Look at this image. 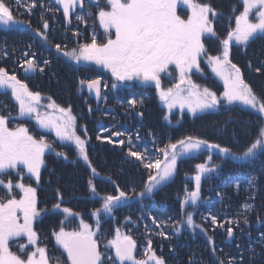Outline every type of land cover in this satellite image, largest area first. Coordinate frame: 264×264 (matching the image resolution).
<instances>
[{"label": "snow or ice", "instance_id": "1", "mask_svg": "<svg viewBox=\"0 0 264 264\" xmlns=\"http://www.w3.org/2000/svg\"><path fill=\"white\" fill-rule=\"evenodd\" d=\"M15 2L17 5L21 4V0H15ZM85 2L86 0H55V3L62 7L63 16L69 23H71V14L77 7L81 10V14L75 16L77 21L86 23L87 17H92L91 11H84ZM178 4H183L190 10L191 14L187 16V19H182L177 14ZM25 6L31 12L37 6L36 0H32ZM92 6L97 8L96 19L103 29L104 36L98 42L96 35L93 34L89 43L80 44L78 48L70 50H65L66 46L62 49L60 44H56V51L62 52L69 62L77 65L81 62L91 63L109 70L115 80L111 85L113 89L120 83L132 81H139L144 85L154 84L160 99L165 102L169 110L178 105L181 110L187 108L195 116L197 113L218 111L225 105L238 104L242 110H251L258 117L255 121L256 138L239 154L228 147L192 136H187L175 143L169 142L164 147L158 148L157 152L162 158L158 157L154 160L148 155L147 149L141 153L133 151L130 147L128 155L135 157L147 170V180L142 190L136 193L133 189L131 196L117 185L116 195L100 197L102 208L92 214L97 220L96 231H99L101 214L111 216L114 210L125 206L128 201L136 197H140L141 201L145 196L153 198L156 192L162 190L175 175L177 163L181 157L205 148L209 151L216 150L222 160L251 165L256 158L264 155V100L245 82L240 68L229 58L230 46L233 43L247 48L250 42L264 39V0H242L243 10L235 16V27L221 41L222 54L207 57L212 71L224 82V91L221 96H217L207 87L201 89L190 78L193 70L200 72V57L206 53L202 37L216 36L209 17L210 14L216 17L218 13L210 5L200 3L199 0H105V6L100 7V0H92ZM19 23L21 22L14 18L5 0H0V24L8 27ZM48 28L49 24L45 20L43 23L45 33ZM45 33L37 32V35L47 42ZM23 55L28 57L20 65L25 75L44 71V68L40 67L36 61L35 53L29 56L25 52ZM43 64L48 65L49 61L44 60ZM171 65H174V70L179 73V82L174 87L164 89L161 86V73H167ZM79 83L81 86L86 85L90 92H94L98 100L101 98L99 79L81 80ZM9 92L18 107V118L34 119L40 129L53 130L59 141L74 145L76 158L70 163L82 161L88 167L92 178L87 181V187L93 197H98L99 193L93 180L99 173L92 166L89 158V141L76 132V117L72 114L71 108L60 107L51 101V98H48L50 103L42 105L40 92L29 90L27 84L17 79L15 74L10 75L4 68H0V95H8ZM128 104L135 108L143 104V99H132L128 101ZM44 107L52 109L59 115L42 114L40 109ZM17 117H13L11 112L7 116L0 114V175H8L16 171L22 181L24 178L22 172L26 169L29 177H34L39 183L46 150L66 161L69 157L63 152H56L43 135L40 139H36L23 126L10 129L9 121ZM165 119L167 120L168 117L166 116ZM113 135L123 134L116 132ZM97 139L100 140L102 137L97 136ZM105 139L113 143L111 138ZM137 139H139L138 136ZM116 143L124 145L125 141L119 140ZM127 143L132 145L131 137L128 138ZM211 160L212 156L209 155L208 161ZM195 167L197 170L194 176L195 190L186 194L182 201L183 205L189 202L195 205L199 200L202 177L207 173L219 171L216 166L209 167L207 163H199ZM246 183L250 188L256 186L257 177L250 175ZM0 187L6 189L9 197L6 202L0 197V264H50L46 248L36 246L38 236L33 229V222L41 216V210L37 207L36 189L26 186L23 182L13 185L11 181H8L5 184L2 179H0ZM13 187L18 188L23 194L19 199L12 195ZM57 192L59 194V190ZM249 198L254 199L253 196ZM242 207L243 212L239 215L243 216L242 222L247 225L249 223L247 213L253 210L254 205L244 203ZM54 209H60V204L54 205ZM63 212L66 217L73 215L69 208H64ZM153 223H157L155 218ZM181 223L193 230L200 227L195 224L190 212H186L183 221H177V224L173 226L177 234L181 232L179 226ZM211 223L217 224L216 217L211 218ZM227 223L239 225L240 221L228 220ZM162 226H166L164 222L157 224V227ZM219 226L224 227L223 224ZM226 232L227 237L231 239L233 227H227ZM53 235L56 244L67 254V261L70 264H106V261H112V264H166L164 258L158 257L152 251L151 240L148 241V248L144 253L146 259H136L134 256L136 242L131 236L122 235L119 229L116 230L115 239L109 241L106 246L114 249V257L102 255L98 242L94 238L96 232L83 221L79 231L66 232L61 227L59 231H54ZM158 235L165 236V232L160 231ZM21 237L27 238V244L19 245L20 254L12 252L10 241ZM209 243H212L211 238ZM256 243L264 247V232L257 238ZM32 246H35L34 250L29 251ZM212 251L215 253V248ZM248 251L255 255L254 249L249 248ZM242 259V257L240 260L232 257L224 261L217 258V264H242ZM189 264H197V262L190 258Z\"/></svg>", "mask_w": 264, "mask_h": 264}, {"label": "rangeland", "instance_id": "2", "mask_svg": "<svg viewBox=\"0 0 264 264\" xmlns=\"http://www.w3.org/2000/svg\"><path fill=\"white\" fill-rule=\"evenodd\" d=\"M90 1L86 0L85 3L86 6L84 11L85 12L91 11L93 15L92 17H87L86 23L79 22L75 19V16L77 14H81V10L79 7H77L75 12L71 14L70 17L71 23H69L68 20L65 19L67 23L64 30H66V34L75 32L76 35H74V37L76 38V41L74 43L70 42V43L62 44L61 45L62 49H65L66 46L65 50H70L72 48H78L80 44L89 43L91 41L93 34L96 35L98 42H100L101 39L103 38L104 36L103 29L100 27L98 19H96L97 8L92 6ZM8 2H10V0H8ZM199 2L210 5L211 8L218 13L216 17H212L210 14L209 18L212 20L213 28L214 25H223L222 27H224V29L221 30L220 32L219 30L215 31L216 32L215 37L212 38H208L207 36L202 37V42L204 43L207 54L205 53L200 57V72H196L195 70H193V72L190 73V78L195 84L199 85L201 89L207 87L211 91L215 92L217 96H221L224 91V82L219 76H217L212 71L211 65L207 62V57L217 56L222 54L223 45L221 41L225 39L227 37L228 32L235 27V16L239 15L241 10H239L236 7H233V0H199ZM5 3L8 4L7 2ZM104 6H105V0H100V7H104ZM179 7H185V5L178 4L177 13L181 14L182 19H187V16L191 14L190 10H188L187 7L185 9H179ZM59 13L63 14V10L59 11ZM43 20H44V16L40 13V9H38V13L35 14V22H41ZM48 21L50 25H57L58 17L54 14L49 13ZM89 22H92L93 25H91ZM95 25L97 29H95ZM0 27L5 29L9 28L2 24H0ZM79 34H83V38L84 37L87 38L85 39L82 38V41H80L81 39H79L80 38ZM72 39L73 38H70V41H72ZM251 44L252 42H250L249 44L250 48H251ZM239 52L244 53L245 56L244 59H245L247 56V49L246 48L241 49V46L238 47L233 43L230 46L229 58L230 60L233 59L234 61L231 60V62L238 66L239 64L236 61V58L242 59L240 58ZM19 53L20 52H18V54ZM250 54L248 56V60L251 62L252 59ZM8 56L10 58L9 62L0 60V68H4L6 71L11 70L16 75L17 79H19L22 83L27 84L29 90L33 92H37L36 89L33 88V86L29 82H27V80L22 75L23 69L20 67L22 63L19 65L17 61L11 62L10 54ZM2 58H4V56ZM55 58L57 59L54 61ZM243 63L245 62L243 61ZM75 65L77 64H75L74 62H69L67 58L62 55V52L57 53L52 57V59L49 60L48 65L43 64L41 66L44 68V71L43 72L37 71V73L33 76L34 77L33 80L38 82L37 85L39 88H44L45 85L47 84V80L50 78L49 76L54 78L53 82L55 86L54 84L53 86H47L49 91H44L42 93L43 96H42L41 104L47 105L48 103H50V100L48 98H51V101H54L56 103L54 99L58 97L59 100L62 101L68 108H71L72 112L75 111L76 114L73 115L76 117V126H77L76 132L82 138H85L84 133L88 134V131L85 132L86 126L83 125V129H85L84 131H82L81 127L79 126L80 124H82L85 118H88V116L92 117V115L94 116L95 114H97V110L98 113H107V115H109L111 112V116H113L117 112L116 107L108 108L106 106L110 101V99H106L108 93L114 92V95H118L117 91L120 88H123L122 92L124 94L125 92L126 93L129 92L128 88L130 89L132 88L135 89L136 92H145L146 94H151L152 97H154L152 103H148V104L146 103L140 106L137 105L138 108L135 107L134 109H132V112L130 110L131 112L130 114L126 113V127L127 126L130 127L133 124L134 121L133 117H134L135 125H137V127L140 129L137 132V134L141 132L144 137H140L139 135H137L139 139L136 140L132 139V145H129L127 143L128 141V135H127L126 144L124 145H120L117 143L115 144L99 143L95 147L96 149L100 148L102 153H105L103 151L104 149L107 150L109 152V155L112 157V159L109 160L110 162H106L108 163L107 173H102L101 170H97L99 175L97 176V181L94 182L96 186V190H97L96 183H98L100 186L109 185L111 183V185H109L111 186V189L106 191L107 193H100L103 190H97L99 196L98 197L92 196V194L90 193L87 187V181L90 179L91 176L90 170L87 169V172L81 171L79 167V163L66 166L63 169L60 168L61 170H63L62 174L65 179V184L63 186L66 188L67 191L71 192V194L70 192H65L66 197L70 199L71 198L73 199L75 197H77L78 199L81 198L82 201H79L77 205L80 204L86 207L85 209H82L83 212L93 214V212H95L97 209H101L102 201L100 197H103L105 195H116L117 192L115 191V188L117 185L121 190H124L125 192L129 193L130 196L133 195L132 192L133 189H135L136 193H139L142 190L143 184L147 180L148 172L143 168V165L135 159V157H131L128 155V151L130 147L132 148L133 151H137L136 150L137 145H140L143 139L150 140L151 138H153L154 135L160 137L162 145H157V149L164 147L169 142L175 143L176 141L183 139L187 136L198 137L200 139L207 140L209 143L211 142L218 143L221 141V138L216 139L211 137V135H209L205 131V128L204 129L202 128L205 126L206 127L210 126V123L213 122V119L215 118V116L212 115L216 113H208L205 115H202V113H197L198 115L196 114L195 116H193V114L190 113L187 108L181 110L178 105L173 109L169 110L165 102L160 99L159 93L156 90L154 84L144 85L139 81H132V82L120 83L118 84L117 88L113 89L111 85L115 82V80L114 77H112L111 72L109 70L103 68L102 66L91 63H85V62H81L79 65L76 66V68H73ZM206 65L208 67L207 69H206ZM87 68L90 69V72L92 73L90 74L91 75L90 80L99 79L100 82L102 83V89H101L102 99L100 102L97 103L94 102L86 95L84 91L79 90V85H80L79 82L85 78L82 77L81 74L86 72ZM245 72L246 71H244L243 73ZM13 73L9 72L10 75ZM242 77L243 79L249 81V79L246 76L242 75ZM178 82H179V73L178 71L174 70V65L169 66V70L167 73H161L162 88L167 89L169 87H174L175 84ZM105 85L107 87H105ZM182 87H186V85H182ZM259 87L255 88L254 91H258ZM60 91L62 95L57 94V92L60 93ZM77 92L79 94H77ZM127 96L131 99L132 98L131 96L133 95L128 94ZM9 97H10L11 106L13 105L14 107L12 109L14 113L17 114L18 107L15 104L14 100L11 98L10 92L8 95H4L3 99L9 101L7 100V98ZM134 99L136 100V98ZM59 106L62 107L61 105ZM237 106L241 108V106L238 104L225 105L222 108L225 107L231 109L232 107H237ZM106 107L107 109H105ZM89 109H91V111H89ZM100 109H105V110L104 112H102L100 111ZM40 111L42 114H52L53 116L59 115L58 113L54 112L52 109L46 107L41 108ZM185 112L191 116L182 115ZM139 113H143V115H139ZM178 113L180 114V116H174L175 114ZM86 114L88 116H86ZM166 116L168 117L167 120L165 119ZM190 117L192 118L196 117L195 118L196 121L192 120ZM22 119L27 120L28 118H22ZM28 120L32 122V126H34L35 128H39V126L36 124L34 119H28ZM197 121H201V123ZM78 126L81 131L78 130ZM45 130L48 132L47 134L49 135H43V133H37L36 139H40L41 136L43 135L46 142L51 144L53 149L64 150L63 153H65L69 157L71 156V160L76 158L74 152V145H71L70 143L67 142L59 141L55 136V132L53 130H49V129H45ZM80 132L81 134H79ZM155 138H153V140ZM96 149L94 150V152H96ZM157 149L151 150L154 153L149 154V156L153 160L158 157L162 158L160 157V154L157 152ZM208 151L209 150L202 148L199 152L190 153L187 156L181 157L178 160L175 175L168 181V183L166 184V186L163 187L162 190L156 192L153 198H149L145 196L142 200L141 206L148 203V204H154L159 208L163 206H169V207L173 206L176 207L177 209H180L181 207L187 208L189 204L193 205L191 204V202H189V204L187 205H183L182 201L185 199V196L188 192L195 190L194 176L197 171L195 166L199 163H207L209 167L216 166L215 164H211V162H213L212 160L208 161V156H209V153H207ZM45 153L52 154L53 152L46 150ZM88 154L90 155L91 153ZM118 166L119 168H122V170L119 173H117ZM42 167H44V165ZM56 167H61V166H56ZM216 167L218 169L223 168L224 170H230L229 171L230 173H234L236 171V166L231 160H229L228 163L220 164V166H216ZM10 174L5 176L7 177ZM224 174H222V171L220 170L217 172L205 174L201 180L199 198L202 196L201 188L202 190L205 189L203 188L204 183H208V182L213 183V181L211 180H214V178H218L220 181H224V178L226 177V175ZM147 198H149V200H146ZM140 199H141L140 197H136V199L128 201L126 205L135 203ZM145 200L147 202H145ZM77 205L73 204L72 206H68L66 208L71 209L73 213L74 212L73 208L76 207ZM126 205L114 210L111 216L107 214H101L99 221H101V219L107 220L106 223L102 224L103 226V231L101 233L102 237H99V239L102 240V242L105 243V245L109 241L115 239L116 230L118 228L119 221L121 219L122 214L127 209ZM53 211L56 212V210ZM179 212H182V210H180ZM71 216L74 217L73 215ZM68 218H70V216H68ZM76 225L77 227L75 226L72 229L76 231L78 228L80 230L81 223H77ZM89 226L92 228V230L95 228L94 223L89 224ZM100 230L101 228L99 226V231ZM66 232H73V231L66 230ZM121 234L125 235L123 232ZM181 234L182 233L179 234L174 233L175 237L177 238L179 236L183 237ZM205 239H209V238L205 236ZM163 246H165L168 250L174 248V247H170L172 245L166 243H163ZM182 251L184 252L183 249ZM185 258H186V264H189L188 254L185 255ZM196 258L200 260V264H209L208 261L209 259L207 260V262H205L203 260V256L201 255L199 249L197 251ZM177 264H180V262Z\"/></svg>", "mask_w": 264, "mask_h": 264}, {"label": "trees", "instance_id": "3", "mask_svg": "<svg viewBox=\"0 0 264 264\" xmlns=\"http://www.w3.org/2000/svg\"><path fill=\"white\" fill-rule=\"evenodd\" d=\"M54 4L57 5L56 3ZM249 83L253 89L254 87L258 88L260 86L255 93L264 100V79H257L256 82L249 81ZM127 95L128 94H124L122 96L126 100V103L134 98H136V100L143 99V104L152 103L154 100L151 94H146L145 92H136L131 96V99ZM126 111L130 113V105L128 104L126 105ZM126 111H119L118 116L115 117L116 120L114 123L107 125V127L99 126L98 128L97 122H92V125L90 124L89 130L91 136H93V141L98 140L97 136L102 137V139L98 140L96 145H98V143H105L102 141L108 142V139L105 138H111L113 144H115L117 140L114 139L113 134L116 132L123 134L119 136L118 141L124 140L125 144L127 135L128 138L131 137L134 140L137 139V135L144 137L141 132L137 134L140 130L137 125H131L129 128L126 127ZM215 113L216 114L212 115L215 116V118L213 122L210 123V126L202 127L203 129L205 128V131L211 135V137L216 139L221 138V141L215 144L228 147L233 152L239 154L256 138L257 126L255 121L258 117L253 114L251 110H242L239 106L232 107L231 109L224 107L221 111ZM191 119L196 121L195 118ZM88 122L90 121L88 120ZM197 122L201 123V121ZM153 138L155 139L153 140ZM153 138L150 140L143 139L142 143L137 145L136 150L144 153L145 149H147L148 155L154 153L151 150L157 149V145L162 144L160 137L154 135ZM95 147L93 148L90 146L88 148V153H91L90 161H92L93 167L95 166L102 172H107L108 163L106 162H110L109 160L112 159V157L107 150L104 149L103 151L105 153H102L100 148L96 149ZM95 149L96 152H94ZM207 153L212 156L213 162H211V164L220 166V164L229 162V160H222L216 150H211ZM234 165L236 166V171L234 173H230V170L219 168L222 174L225 173L224 175H226L224 181L214 178V180H211L213 183H204L203 188L205 189L202 190L201 188L202 196L197 203L195 205H190L188 203L189 208L182 210V212H179L181 209H177L176 207H171L167 210L164 207L159 208L154 204L148 203L143 206L134 203L132 207H128V213L135 219L136 223L135 225H131L133 228L131 230L132 236L145 245H148L149 240L152 242L153 235H155L156 241L171 238L170 233H176L173 226L177 224V221H183L186 212H190L193 215L195 224L200 227L193 230L188 228L186 224L181 223L179 225L181 228L180 233L185 235V237L179 236L171 240V245L175 249H178V251L190 249L189 244L192 242L194 248L197 247L199 249L203 256V260L207 262L209 259V264H217V258L227 261L232 257H236L237 260H240L242 257V264H264V247L256 243L257 238L264 232V155H260L256 158L251 165H242L239 162L234 163ZM121 170L122 168L118 166L117 173ZM250 175H255L257 177L256 186L251 188L246 183ZM238 184L239 188H237ZM250 196H253L254 199H250ZM145 202L147 201L145 200ZM244 203H251L254 205L253 210L247 213L249 218V223L247 225L243 224V216L239 215L243 212L242 205ZM212 217H216L217 224L211 223ZM154 218L157 223H153ZM228 220H239L240 223L239 225H229L227 223ZM160 222H164L166 226L157 227V224ZM220 224H223L224 227H220ZM229 226L233 227V237L231 239L227 237L226 232ZM201 229H203V231H201ZM160 231H164L165 236L158 235ZM190 232L196 234L194 240L186 235ZM204 235H208L206 237L211 238V244L209 243V239H205ZM238 245L239 247H237ZM213 248H215V253L212 251ZM249 248L254 249L255 255H252L248 251ZM185 255L180 253L182 264L184 263L182 257L185 258ZM194 260L197 264H200L196 256Z\"/></svg>", "mask_w": 264, "mask_h": 264}, {"label": "flooded vegetation", "instance_id": "4", "mask_svg": "<svg viewBox=\"0 0 264 264\" xmlns=\"http://www.w3.org/2000/svg\"><path fill=\"white\" fill-rule=\"evenodd\" d=\"M5 1L9 4L13 16L18 20L24 22V25L22 27L10 26L8 29L0 28V46L10 50L9 54L11 56V62L17 61L20 65L27 58L23 55L25 52H27L29 56H31L32 53H35V56H39V54H42L44 59L41 60V64L43 65L44 60L49 61V58L52 59L54 55H56L57 53H61L56 51V44L62 45L70 42L74 43L76 41V38L74 37V35H76L75 32L66 34V30L64 29L67 21L65 20L64 16L63 18H61V13H57V25L49 24V13L54 11L46 7L50 4H47L46 2L44 3V0H37V6L33 8L31 12L28 11L25 5L30 4L32 0H21L20 5H17L14 2H8V0ZM235 2L240 5L241 9H243L240 0H235ZM38 9H40V13L44 16L43 23L46 20L49 24V28L46 33L43 29V23L35 22L34 19H30V17H33L36 13H38ZM60 10H63L62 7ZM178 15L181 16V14ZM37 32L45 33L47 35V42H45L39 35H37ZM79 37H83V34H79ZM70 38H73L72 41H70ZM251 48L256 51L255 57L251 61L252 64L248 66V62H241L239 64L241 71H246L245 74H247L248 71H251V75L264 78V67L261 68V70L263 71L261 73H258L255 70L258 66L257 53L259 51L261 55L258 59L262 58V60H264V39L254 40L251 44ZM18 52L20 53L18 54ZM6 59L7 62H9L10 58L6 57ZM56 59L57 58H55L54 61ZM47 86L48 85H46L45 88H47ZM3 97L4 95H0V114L7 116L9 112H11L13 117H17V114L14 113L12 109L14 108L13 105L11 106V104H8L10 98L7 99L9 101H6L3 99ZM17 126L26 127L29 131V134L34 138H36L37 133H44V131H42L40 128H35L34 126H32V122L28 119L25 120L17 117L11 119L8 123V127L10 129H14ZM57 151L60 152L59 149ZM43 159L44 167L41 168V177L39 183L36 182L34 177H29L26 169L22 172V175L24 177L22 181L20 175H17L16 171H12L11 174L7 177L5 175H0V179H2L5 184H7L8 181H11L13 185L17 184L18 182H23L26 186H31L36 189L37 207L39 210H41V216L33 222V229L38 236L36 246L46 248L50 264H70V262L67 261V254L55 242V238L53 235L54 231H59L61 227H63L65 231H75L72 228L75 226L77 227V223H81V221H83V223H86L88 225L92 223L97 224V220L96 217L92 215V213L83 212L82 209H85V206H82L80 204L77 205L79 201H82L81 198L78 199L77 197H75L73 199H70L66 197L65 192L70 191H67L63 186L65 184V179L62 174L63 170H61L60 168L63 169L64 167L69 166V164L63 163V161L65 160H63L62 158H58L57 156H55V154L45 153ZM69 159L71 160V156L69 157ZM96 181L97 177L93 180V183ZM57 190H59V194ZM12 195L16 199H19L22 196V193L18 188L13 187ZM0 197H2L5 202L9 198L4 187H0ZM58 203L60 204V209L56 210L54 209V205ZM73 204L77 205L73 208L74 212L72 214L74 217L70 216V218H68V216L66 217V214L63 212V208L72 206ZM53 210H56V212H54ZM106 221L107 220L101 219L100 223L104 224L106 223ZM20 222H23L22 216ZM170 236L171 238L167 240L168 242H165L166 244H172L171 240L173 239V236L172 234ZM99 237L100 236H95L94 238L97 240L100 246V252L102 253V255L114 257V249L106 247L108 243L105 245V243L100 241ZM21 244H27L26 237L17 238L13 241H10V250L14 253L20 254L19 245ZM34 247L35 246L30 247L29 251L34 250ZM147 248L148 245L145 244L136 248L134 252L135 258L146 259L144 253L147 251ZM151 248L158 257H162L165 259L166 264H177L179 262L180 264H182L178 252L174 249L168 250L165 246H163V244L162 246L159 245L158 247H156L153 243L151 244ZM182 259L185 262V258L182 257ZM106 264H112V261H106Z\"/></svg>", "mask_w": 264, "mask_h": 264}, {"label": "water", "instance_id": "5", "mask_svg": "<svg viewBox=\"0 0 264 264\" xmlns=\"http://www.w3.org/2000/svg\"><path fill=\"white\" fill-rule=\"evenodd\" d=\"M32 74H34V73H32ZM32 74H29V75H32ZM85 87H86V86H85ZM86 90H87V92H88L92 97L96 98L94 92H90V91L87 89V87H86ZM96 99H97V98H96Z\"/></svg>", "mask_w": 264, "mask_h": 264}, {"label": "bare ground", "instance_id": "6", "mask_svg": "<svg viewBox=\"0 0 264 264\" xmlns=\"http://www.w3.org/2000/svg\"><path fill=\"white\" fill-rule=\"evenodd\" d=\"M260 72H262V70L260 69ZM251 82V81H250ZM249 83V82H248ZM249 85H250V83H249Z\"/></svg>", "mask_w": 264, "mask_h": 264}]
</instances>
